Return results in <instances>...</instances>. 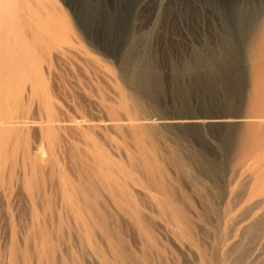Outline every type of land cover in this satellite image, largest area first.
<instances>
[{
  "label": "rangeland",
  "instance_id": "1",
  "mask_svg": "<svg viewBox=\"0 0 264 264\" xmlns=\"http://www.w3.org/2000/svg\"><path fill=\"white\" fill-rule=\"evenodd\" d=\"M103 1L58 44L0 20V106L22 122L0 142V264H264L252 47ZM204 119L232 123L168 125Z\"/></svg>",
  "mask_w": 264,
  "mask_h": 264
},
{
  "label": "bare ground",
  "instance_id": "2",
  "mask_svg": "<svg viewBox=\"0 0 264 264\" xmlns=\"http://www.w3.org/2000/svg\"><path fill=\"white\" fill-rule=\"evenodd\" d=\"M59 1L58 0H0V20L2 21L4 19L5 23L7 22V23H11L12 25L14 24L13 25L14 28L16 26L15 24H17L18 26L22 25L23 28L26 29L27 32H25V30L22 29L21 28L22 26H21L20 28L22 29V33H21V29H19L20 30L19 34H23V35H19V36L20 37L23 36L24 38H22V37L21 38L25 39L24 33H25V35L27 33H30L28 36L31 37L32 42H33V44L30 43V45L31 44L34 45V42L37 39L43 40V41L45 40L46 43L50 42V44H53L54 42L55 43L57 42L56 41L57 38L63 37V35L67 36L66 33H68V28H66L65 26L67 24L69 17H75L81 23L83 21H85L84 20L86 18V12H84L85 7L88 6L90 8L91 7L94 8V6H95L94 4L98 3L99 7H100V8H98L99 9L98 18H100L101 15L103 18L105 15V13L103 12L102 9H105L106 15L111 14L110 10L106 9L105 1H103V0H102V2H101V0H61L62 4H64L65 6H67L69 8L68 13L62 8ZM121 2H122V0H121ZM103 3H104V6H103ZM140 3H141V5H140L139 9L137 10V14L142 12L141 11L142 8L148 9V7L154 6V10H153L152 14H156V15L163 14L165 19L167 20V24L168 23L171 24L170 26L187 25V24H189V22L192 21L191 20L188 22V20L191 19L190 17L197 15V17L201 19L202 24L200 27L203 31L212 30V31H216L215 33H217V34L221 33V34L231 35V37L233 39H236L241 45H243V46L245 45V47H247V48H249V46L252 47V50L254 51V54H255V56H254L255 57V69H256V71H258V87L260 89L259 96L261 98H260V100H258L257 108L255 110L256 115H258V116L255 118H252V117L250 118L249 126L253 128L254 132L260 138H258L259 139V145L249 154V157L252 160H254L256 163V167H253V168L256 170V172L254 171V173H257V177H258L257 180L259 182V183H257L259 185V188L257 189V191L259 192L261 190H264V139H263V137H264V0H161L160 2H159V0H141ZM135 9L136 8H134V10ZM115 13H116V10H115ZM115 13H113V14L115 15ZM198 15H200V16H198ZM130 16H132V15H130ZM95 18H96V16H95ZM181 18H182V20H180ZM1 21H0V23H1ZM96 21H98V20H96ZM64 23H65V26H64ZM100 23H102V22H100ZM2 24H3V22H2ZM95 24L96 25L98 24V26L103 25V24L101 25L99 23H95ZM9 25H8V27H9ZM18 26H16V28L14 30H17L19 28ZM67 26H68V24H67ZM191 26H195V25H191ZM1 27H3L2 29L7 28L6 24H5V27L2 25H1ZM83 27H84V25H83ZM186 28H187V26H186ZM7 29L10 30V28H7ZM11 30H12V32H10V31L9 32L12 34L14 30H13V28ZM1 31H0V34H2V35L4 34V36L8 32V30L6 33H3V30H1ZM23 31H24V33H23ZM15 33H16V31H15ZM13 35H14V33H13ZM11 36L8 37V35H6V38H3V36L1 38L6 40L8 37V40H10ZM15 36H17V35H15ZM19 36H17V37L19 38ZM3 39H2V41H3ZM5 40L3 41V43L5 42ZM12 40H11L12 43L8 41L11 45L15 44V43H13L14 37ZM43 41H41V42H43ZM47 41H49V42H47ZM8 42L6 40L5 46L7 45ZM25 42H27V39ZM3 43H2V46H3ZM27 44L29 45V43H27ZM50 44H49V46H50ZM56 44H58V42ZM28 45L26 47H28V48L31 47L33 52H36L33 49L34 47L32 48V46H28ZM12 46H10L9 48H12ZM45 47H47L46 44H45ZM6 48H8V47H6ZM14 50H16V49H14ZM28 52H30V53H28V54H30L29 57L32 56L31 54H33V52L31 50H29ZM252 54H253V52H252ZM34 73H37V71L35 70ZM37 74H40V73H37ZM36 76H38V75H36ZM38 79L39 80H37V82L40 81V78H38ZM27 81H29V80H27ZM37 82L32 84V87L30 88V95L31 96H36V95L38 96V94H39L38 93L39 88H37L38 87ZM38 83L40 84L42 82H38ZM42 84L40 87L41 89H42ZM35 85H37V86L35 87ZM37 89H38V92L36 91ZM5 93H7V92H5ZM7 95H9V94H7ZM7 95H4V97H6ZM1 96L3 97V95H1ZM4 97L2 99L3 103H4V105L8 106L7 103L5 104V102H4V100L6 99ZM8 97H10V95L7 96V99H8ZM7 101H9V100H7ZM9 102H8V104H9ZM4 105L2 107H5ZM11 105H12V103L10 104V106ZM18 105H20V102ZM2 107L0 109H2ZM6 108H8V107H5V109ZM10 108H8L9 110H6V111H8L9 114H10ZM12 108H11V111H12ZM2 110H4V109H2ZM2 110L0 112H2L4 114L5 110L4 111H2ZM18 110L19 109H17V111ZM14 111H15V113H13ZM17 111L13 110V112H12L13 115H11V116H9V114L7 112H6L7 115H5V116L3 114H1L2 116L0 117V131H2L1 129L5 128L3 130L5 131L6 139L4 138L5 136L2 137L0 135L2 137V140H0V142L1 141L5 142V140H6V142L7 141L11 142L12 139L15 138L16 136L18 138L21 136L22 122L19 121V115H18ZM231 121H232V119H226V120H224V119H218V120H205V119L204 120H178V121H173V123L168 124V125L174 126V127H206V126L222 127V126H229V124L232 123ZM48 133H50L49 129H48ZM3 138H4V140H3ZM32 167H33L32 166V159L29 158V162L25 163L22 166V171L26 172V175H28L29 169H31Z\"/></svg>",
  "mask_w": 264,
  "mask_h": 264
}]
</instances>
